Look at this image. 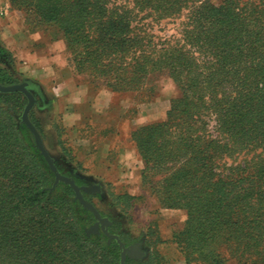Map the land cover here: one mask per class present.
<instances>
[{"label":"trees","instance_id":"1","mask_svg":"<svg viewBox=\"0 0 264 264\" xmlns=\"http://www.w3.org/2000/svg\"><path fill=\"white\" fill-rule=\"evenodd\" d=\"M238 2L221 0L217 6L209 0H11V7L25 13L27 25L59 33L74 71L87 77L90 90L139 91L161 73L176 82L181 96L172 100L166 118L132 132L143 162L141 187L146 188L144 182L157 185L153 192L162 208L187 213L182 231L187 238L190 231L202 233L207 247L210 240L223 246L224 258L264 264V159L257 155L245 165L230 166L225 161L243 142H264V89L246 98L236 93L227 97L220 88L223 60L217 57L220 46L215 41L209 50L215 55L212 66L202 70L191 52L171 41H155L144 23L189 9L191 20L202 21L191 23L185 35L197 38L215 33L203 25L213 14L215 20L232 22L244 8L245 14H264V0H247L244 8ZM258 49L263 53L264 40ZM262 79L264 72L252 83L258 86ZM0 83L19 79L1 67ZM26 104L21 92H0V236L12 241L22 264H28V256L32 264H119L115 241L108 244L104 235L86 234L94 217L75 200L72 188L59 183L50 190L54 175L21 123ZM209 116L219 136L209 131ZM30 117L42 133L32 112ZM154 176L159 177L155 183ZM122 199L131 205L136 197H117ZM126 264L156 262L149 257L128 259Z\"/></svg>","mask_w":264,"mask_h":264},{"label":"rangeland","instance_id":"2","mask_svg":"<svg viewBox=\"0 0 264 264\" xmlns=\"http://www.w3.org/2000/svg\"><path fill=\"white\" fill-rule=\"evenodd\" d=\"M203 1L206 4L208 2V0ZM209 1L218 6L221 0ZM246 1L239 0L238 7L244 8ZM246 9L244 8V14L233 22L215 20L213 14L205 20L203 25L210 27L215 33H212V35H198L197 38H188L185 35V31L192 27L191 23L202 21L195 22L191 20L189 9H184L181 14L174 17L159 21L152 17L145 20L144 23L150 25V31L155 36V41H171L172 45H178L191 52L202 70L212 66L211 61H213L215 55L210 54L209 50L215 41L220 46V53L217 57L223 60V69H221L222 72L219 76L222 80L221 91L229 98L234 93L239 97L246 98L250 92L256 94L260 93L259 89H264V79L260 80L258 86L252 83L256 74L264 72V50L261 53L258 49L259 42L264 40V14H259V12H247L245 14ZM9 15L15 21L20 22L18 25L17 22L16 24L13 23L15 26L26 28V35L31 38V41H46L50 44L60 38L59 33L53 28L27 25L25 23V13L22 11L12 8ZM211 21L212 25H210ZM205 43L207 45L202 46ZM48 47L49 52L58 51L59 49L55 43L53 46L48 45ZM1 55L3 56L0 60V68H7L18 79L25 78L15 72L18 61L12 52L2 50L0 51V57ZM69 57L70 52L65 49L63 63L73 72V80L68 83L69 88L74 89L75 86L87 88L89 85L87 77L74 71ZM251 67L254 71L250 74L249 69ZM245 73L250 75L245 76ZM26 78H29V76ZM43 85L45 89L51 92L50 95L54 96L58 93L55 90L53 81L47 80ZM180 94V88L167 73L157 74L139 91L113 92L108 122L105 125H100L98 130L113 137L111 152L113 160L117 165L129 170L128 179L130 184L132 183L131 185L136 189L141 188L142 195L129 205V201L126 199V201L123 199L121 201L117 200L119 190L109 188L107 189L108 196L105 203L102 204L98 196H91L89 200L100 211L115 220L113 232L120 235L126 243L143 242V248L148 252L144 260L153 257L156 264H241L235 256H225L224 258L223 246L218 241L212 242L210 240V246L207 247L205 245L206 235L202 233H192L193 231H190V238H187V235L182 233L186 225L187 213L181 209L162 208L157 199V194L153 192V188L157 185L153 184L151 186L144 182L146 188L143 189L141 182L139 183L143 162L137 153L136 142L132 139V132L143 125L164 120L172 100L180 97ZM60 100L66 102L68 98L62 97ZM34 118L44 124L47 130L50 129L49 124L52 121L46 111H34ZM208 122L209 131L215 137L219 136L215 129L216 122L212 116H209ZM257 155L264 159V142L246 141L235 149L231 157L227 156L225 161L229 166L233 164L245 165L251 159L256 158ZM158 178V176H154L152 181L155 183ZM123 191L127 190L124 188ZM131 191L134 192L133 189ZM104 237L107 241V237L105 235ZM21 258L23 256L20 255L19 250L15 251L12 241L11 243L9 240L6 242L4 237L0 236V264H22ZM30 259L31 257L28 256V264H32Z\"/></svg>","mask_w":264,"mask_h":264},{"label":"crops","instance_id":"3","mask_svg":"<svg viewBox=\"0 0 264 264\" xmlns=\"http://www.w3.org/2000/svg\"><path fill=\"white\" fill-rule=\"evenodd\" d=\"M11 9V0H0V51L12 52L17 57L15 72L25 77L19 78V83L29 81L35 89L37 105L31 111L33 117L34 111H46L51 117L48 130L34 119L41 126L45 145L58 168L63 171L67 167L83 179L100 183L103 195L93 196L100 197L102 204L107 199L109 188L119 190V196L136 197L134 203L142 195L141 188L133 187L128 179L129 170L113 160V137L98 130L100 125L108 122L113 92L107 88L94 91L80 86L70 89L68 83L73 80V72L63 63L64 40L58 38L50 44L31 41L24 26H15L20 22L10 17ZM54 43L58 51L49 52L48 45L53 46ZM47 80L53 81L58 91L54 96L43 85ZM62 97L68 101H61ZM124 188L127 191H123Z\"/></svg>","mask_w":264,"mask_h":264},{"label":"water","instance_id":"4","mask_svg":"<svg viewBox=\"0 0 264 264\" xmlns=\"http://www.w3.org/2000/svg\"><path fill=\"white\" fill-rule=\"evenodd\" d=\"M1 93H14L21 92L27 98V104L21 115V123L24 124L30 133L33 135L35 146L44 157L50 171L54 175V181L50 190H54L59 183L69 185L74 194L75 200H77L84 209L92 213L94 217V223L86 229V234H97L103 233L107 237V242L110 244L115 241L120 249V262L119 264H126L128 259L142 261L148 255L147 250L143 248V242H137L135 244L127 245L120 235L112 233L109 227L112 225V221L103 216L102 212L98 207L86 198L85 194H100L103 195L102 186L100 183H91L89 185H79L76 180L70 176L63 174L58 168L55 158L51 155L47 149L43 136L36 125L33 123L30 117L31 111L37 105V98L30 89V83L23 81L20 83L4 85L0 83Z\"/></svg>","mask_w":264,"mask_h":264},{"label":"flooded vegetation","instance_id":"5","mask_svg":"<svg viewBox=\"0 0 264 264\" xmlns=\"http://www.w3.org/2000/svg\"><path fill=\"white\" fill-rule=\"evenodd\" d=\"M23 82V81H22ZM29 82V81H28ZM30 83V82H29ZM30 89L32 90V92L34 93V95H35V97H36V91H35V89L32 87V84L30 83ZM38 95V94H37ZM63 174H65V175H67V176H70V177H72V178H74L75 180H76V182L79 184V185H89V184H91V183H97V182H94V181H88V180H86V179H83V178H81L76 172H74V171H71L69 168H65L63 171H61ZM93 195H100V194H85V196H86V198L87 199H89L91 196H93ZM102 212V211H101ZM102 214H103V216H105V217H108L111 221H112V225L109 227V229H110V231L112 232V233H114L113 232V227L115 226V220L112 218V217H110L109 215H107V214H104L103 212H102ZM93 223H94V221H93ZM92 223V224H93ZM91 224V225H92ZM90 225V226H91ZM89 226V227H90ZM102 235H104L103 233H101ZM100 234V235H101ZM116 234V233H115ZM95 235H97V234H95ZM124 241V240H123ZM125 242V241H124ZM137 242H139V241H135V242H131V243H126L127 245H131V244H135V243H137Z\"/></svg>","mask_w":264,"mask_h":264}]
</instances>
